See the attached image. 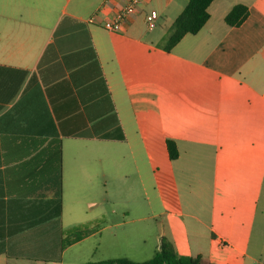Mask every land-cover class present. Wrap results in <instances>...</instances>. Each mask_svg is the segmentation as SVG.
<instances>
[{
    "label": "crops",
    "instance_id": "1",
    "mask_svg": "<svg viewBox=\"0 0 264 264\" xmlns=\"http://www.w3.org/2000/svg\"><path fill=\"white\" fill-rule=\"evenodd\" d=\"M127 2L0 0V264L61 261L89 235L61 250L68 225L106 216V177L133 221L154 224L155 252L164 240L207 262L258 264L264 0H214L206 24L170 51L188 0H144L122 31L106 29ZM236 4L249 15L232 26Z\"/></svg>",
    "mask_w": 264,
    "mask_h": 264
},
{
    "label": "rangeland",
    "instance_id": "2",
    "mask_svg": "<svg viewBox=\"0 0 264 264\" xmlns=\"http://www.w3.org/2000/svg\"><path fill=\"white\" fill-rule=\"evenodd\" d=\"M108 182V183H106ZM101 200L98 214L105 213L106 216L99 221V225L91 227L92 215H87L83 223L68 225L69 233L74 226L77 229L86 231L88 236L68 246L64 251L63 258L59 262H29L27 264H84L88 261H100L126 257L135 261H146L150 259L158 245L156 229L151 221H133L136 214L131 209V215H127V209L131 208L130 203L125 200L124 195H112L108 191L110 178H101ZM103 185V187H102ZM116 202L115 204H113ZM115 206L116 213L111 209ZM99 230V231H97ZM97 233L92 234V232ZM70 235V237H71ZM264 264V258L259 259ZM258 264H261V263Z\"/></svg>",
    "mask_w": 264,
    "mask_h": 264
},
{
    "label": "trees",
    "instance_id": "3",
    "mask_svg": "<svg viewBox=\"0 0 264 264\" xmlns=\"http://www.w3.org/2000/svg\"><path fill=\"white\" fill-rule=\"evenodd\" d=\"M214 0H188L183 11L176 17L172 24V33L165 48L170 51L186 34L197 33L210 17L209 6ZM249 15V8L244 4H236L226 15L225 20L229 25H240ZM167 148L171 159L178 157L179 152L174 140H167ZM87 235L86 231L76 230L71 237L62 240L61 250L65 245H70ZM60 256L45 260H59ZM84 264H218L205 261L200 255L190 256L177 253L166 241L161 242V247L146 261H135L126 257L88 261Z\"/></svg>",
    "mask_w": 264,
    "mask_h": 264
},
{
    "label": "built area",
    "instance_id": "4",
    "mask_svg": "<svg viewBox=\"0 0 264 264\" xmlns=\"http://www.w3.org/2000/svg\"><path fill=\"white\" fill-rule=\"evenodd\" d=\"M144 0H128L122 7H120L115 13L114 17L103 23V26L111 31L120 32L124 29L125 22H127L132 16H134L140 5ZM158 13L156 10H151L146 14V23L150 28H154L157 25ZM95 17H91L89 22H94Z\"/></svg>",
    "mask_w": 264,
    "mask_h": 264
}]
</instances>
